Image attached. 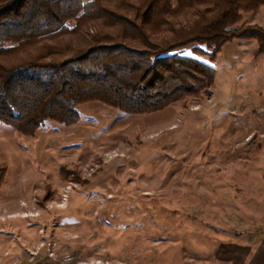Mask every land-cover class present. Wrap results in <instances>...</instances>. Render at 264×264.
<instances>
[{
  "label": "rangeland",
  "instance_id": "obj_1",
  "mask_svg": "<svg viewBox=\"0 0 264 264\" xmlns=\"http://www.w3.org/2000/svg\"><path fill=\"white\" fill-rule=\"evenodd\" d=\"M140 2L107 4L133 18ZM243 12L226 25L264 27V5ZM84 30L74 43L113 28L98 21ZM210 50L201 41L174 50L214 66L215 81L210 92L162 109L134 113L85 101L77 122L47 119L35 135L0 121V264H159L161 248L167 258L178 253L176 234L193 255L191 235L249 232L251 217L236 226L201 215L212 197L195 192L214 172L256 169L264 151V52L253 37L227 41L214 60Z\"/></svg>",
  "mask_w": 264,
  "mask_h": 264
},
{
  "label": "trees",
  "instance_id": "obj_2",
  "mask_svg": "<svg viewBox=\"0 0 264 264\" xmlns=\"http://www.w3.org/2000/svg\"><path fill=\"white\" fill-rule=\"evenodd\" d=\"M109 1L0 0V121L35 135L47 119L77 122L85 101L159 110L210 92L215 81L214 66L175 49L205 42L214 60L227 41L253 37L264 52V27L226 25L264 0H141L144 9L133 18L112 12ZM98 21L113 31L74 43ZM66 35L70 41L60 44ZM4 175L0 170V187Z\"/></svg>",
  "mask_w": 264,
  "mask_h": 264
},
{
  "label": "crops",
  "instance_id": "obj_3",
  "mask_svg": "<svg viewBox=\"0 0 264 264\" xmlns=\"http://www.w3.org/2000/svg\"><path fill=\"white\" fill-rule=\"evenodd\" d=\"M256 161V169L252 168V172H214L215 180H210V184L204 185V190L195 192L208 193L212 197L211 203H208L210 208L205 207L208 212L204 209L205 211L199 212L201 215L211 218L215 214L219 223L226 224H231L230 220L235 219L236 226L247 222L245 225H248L249 232L232 238L218 236L217 239H214L215 235L204 233L194 235V239L191 235L190 242L197 246V254L193 255L189 253L191 248L184 251L187 247L176 234L172 244L178 249V253L174 251L173 255L167 258V252L161 248L157 255L159 264H163V261L169 260L170 257V262L166 264H264V151L256 155ZM248 177L250 179L246 180ZM247 186H250V189H244ZM192 202L190 201L191 204ZM196 203L197 201H194L190 204L194 210L198 209ZM245 217H251L253 221L248 219L245 222ZM199 242L201 244L198 245ZM206 249H210L209 253Z\"/></svg>",
  "mask_w": 264,
  "mask_h": 264
}]
</instances>
